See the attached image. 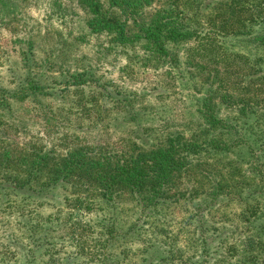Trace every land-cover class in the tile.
<instances>
[{
    "label": "rangeland",
    "instance_id": "374dc122",
    "mask_svg": "<svg viewBox=\"0 0 264 264\" xmlns=\"http://www.w3.org/2000/svg\"><path fill=\"white\" fill-rule=\"evenodd\" d=\"M144 11L149 17L152 6ZM96 18L78 0H0V98L22 91L23 55L32 43L38 62L35 71L49 76L51 82L90 70L94 84L45 97L44 105L30 97L9 98L14 101L11 108L0 111L3 134L28 145L63 149L78 143L125 152L132 143L147 149L166 135L188 137L199 130L203 120L197 109L208 87L223 88L212 67L199 72L197 62L207 54L205 47L190 39L170 46L169 54L160 58L143 39L125 42L101 26L92 27L90 22ZM232 76L237 74L228 75ZM99 83L119 97H128L137 115L131 118L120 101L92 87ZM219 113L228 119L240 115L230 108ZM243 153L223 157L217 168L227 167L230 159L244 158L239 166L254 167L253 175L260 170L256 180H251V173L249 177L261 183L257 198L245 191L242 199L218 196L212 201L207 190L212 184L204 175L182 178L180 186L187 194L180 200L168 199L157 209H144L129 193L108 201L91 191L86 201L77 202L73 198L80 191L59 186L32 215L31 199L1 196L0 264H26V249L34 245L39 250L31 264H43L48 247L62 264H247L245 235L264 231V181L259 178L264 179V153L260 167L247 162L249 154ZM196 158L191 157L192 162ZM202 183L207 189L200 192ZM187 187L200 194L189 196ZM252 211L258 213L254 216ZM250 215L258 219L252 228ZM204 237L209 244L203 249ZM231 246L239 251L236 257L224 254ZM260 261L257 264H264V258Z\"/></svg>",
    "mask_w": 264,
    "mask_h": 264
},
{
    "label": "trees",
    "instance_id": "16d2710c",
    "mask_svg": "<svg viewBox=\"0 0 264 264\" xmlns=\"http://www.w3.org/2000/svg\"><path fill=\"white\" fill-rule=\"evenodd\" d=\"M78 1L97 17L90 22L92 27L101 26L125 42L143 39L160 58L169 54L172 45L190 39L198 41L207 51L197 62L199 72L205 73L212 67L211 70L216 72L215 80L223 84V88L215 82L216 87H208L197 109L203 124L190 136L181 133L166 135L147 149H138L134 147L136 143H132L125 152H111L78 143L63 149L44 144L15 143L3 134L5 124L0 118V199L4 195L8 199L11 195L31 199L35 205L29 208V213L33 215L39 210L40 201L51 191L59 186H71L76 188L74 190L86 192L74 195L77 202L86 201L91 191L108 201L129 193L144 209H157L168 199L180 200L187 194L180 186L181 179L185 176L198 178L197 175H204L211 182L210 188L202 183L198 190H210L212 201L218 196L242 199L245 191L248 196L257 198L255 192L261 183L251 180L261 175L260 170L253 175L254 167L244 169L239 166L244 158L230 159L227 167L220 170L217 161L222 163L223 157L246 155L243 151H247V162L260 167V157L264 153V0H211L207 4L204 0H156L159 5L157 2L153 4L155 0ZM149 5L152 11L146 17L144 9ZM194 49L199 48L195 46ZM37 64L32 43L23 55L26 73L22 91L3 95L0 111L11 108L14 101L9 98L19 101L22 97H30L44 105L45 97L63 96V90L94 85L90 70L73 72L63 81L55 78V82H51L49 76L35 71ZM230 74H237L232 76V82V77H228ZM92 87H98L104 96L120 101L131 118L137 115V109L128 97H119L105 84ZM235 89L240 92L231 93ZM222 108L234 109L240 115L236 119L223 118L219 113ZM196 156L192 162L191 157ZM211 159L216 162L210 163ZM259 178L260 182L264 181ZM189 188H186L192 194L189 196L200 194ZM250 203L252 205L253 201ZM252 213L255 216L258 212ZM248 220L252 228L258 219L250 215ZM245 237L247 264L261 262L264 258V231L249 233ZM37 240L35 238L33 242ZM202 241L204 249L209 241L207 237ZM38 250L35 245L26 249V264H31ZM238 252L235 246H231L224 254L232 258ZM45 253L49 254L44 256L43 264H62L55 253H51L50 247L43 255Z\"/></svg>",
    "mask_w": 264,
    "mask_h": 264
}]
</instances>
